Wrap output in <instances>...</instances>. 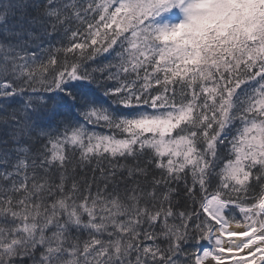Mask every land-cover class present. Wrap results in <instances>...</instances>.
Masks as SVG:
<instances>
[{"label": "trees", "instance_id": "trees-1", "mask_svg": "<svg viewBox=\"0 0 264 264\" xmlns=\"http://www.w3.org/2000/svg\"><path fill=\"white\" fill-rule=\"evenodd\" d=\"M141 4L0 0V264H199L203 199L264 193L263 4Z\"/></svg>", "mask_w": 264, "mask_h": 264}, {"label": "bare ground", "instance_id": "bare-ground-1", "mask_svg": "<svg viewBox=\"0 0 264 264\" xmlns=\"http://www.w3.org/2000/svg\"><path fill=\"white\" fill-rule=\"evenodd\" d=\"M226 202L219 196L212 195L201 205V208L216 220V225L209 234L208 244L201 246L198 251L200 262L202 264H264V239L260 230L252 223L236 225L227 220L224 213ZM259 206L264 210V196Z\"/></svg>", "mask_w": 264, "mask_h": 264}, {"label": "rangeland", "instance_id": "rangeland-1", "mask_svg": "<svg viewBox=\"0 0 264 264\" xmlns=\"http://www.w3.org/2000/svg\"><path fill=\"white\" fill-rule=\"evenodd\" d=\"M171 1L173 0H164L166 3ZM227 1L228 0H177L179 4L175 6V9L172 10L169 17H160L159 21L172 18L183 22L191 19L192 23L212 24L211 22L221 20L227 15ZM247 1L249 3L251 2V0H245V2ZM231 4L232 3H230L228 7ZM234 17L235 14L230 15V18ZM226 208L227 205L224 204V211ZM240 210L245 213L247 221L245 224H256L264 239V221H260L261 213H264V210L260 208L259 202L253 207L240 208ZM207 214L214 220L211 214ZM200 264L202 263L200 262Z\"/></svg>", "mask_w": 264, "mask_h": 264}]
</instances>
